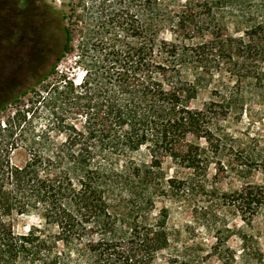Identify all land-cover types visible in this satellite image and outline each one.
<instances>
[{"label":"trees","instance_id":"1","mask_svg":"<svg viewBox=\"0 0 264 264\" xmlns=\"http://www.w3.org/2000/svg\"><path fill=\"white\" fill-rule=\"evenodd\" d=\"M223 1L71 0L61 58L76 52L84 76L61 78L32 109L0 118V264H264L220 238L176 243L168 210L156 212L155 198L185 185L164 176V160L196 175L210 159L189 138L224 142L215 127L231 112L229 88L213 91L221 103L194 109L199 89L222 72L264 81V11L237 37L217 17ZM38 104L53 120L29 135ZM237 198L264 208L251 189ZM28 215L44 228L16 233L12 218Z\"/></svg>","mask_w":264,"mask_h":264},{"label":"rangeland","instance_id":"2","mask_svg":"<svg viewBox=\"0 0 264 264\" xmlns=\"http://www.w3.org/2000/svg\"><path fill=\"white\" fill-rule=\"evenodd\" d=\"M70 2L0 0L2 121L13 119L21 109H32L28 103L35 94L47 97V88L61 78L80 82L84 76L76 52L61 58L64 36L59 29L63 17L71 15ZM263 11L264 0H224L216 12L230 33L239 37ZM70 24L68 21L67 25ZM164 38L170 40L171 36L165 34ZM79 39L76 35V40ZM53 67L55 71L51 72ZM215 75L213 83L199 89L192 107L201 109L211 101H220V98L213 97V91L222 90L223 85L229 88L231 112L215 127L216 136L224 142L210 147L204 140L189 138L210 159L207 168L196 175L170 159L164 160V176L185 181V185L180 192L155 198L156 212L163 208L168 210V226L176 243L212 245L220 238L238 254L247 250L250 257L260 254L264 259V208L254 213L240 199L236 202L237 195L242 196L250 189L264 199V81L252 79L257 75L248 76L243 71L234 72V76L225 72ZM189 78L194 80L191 74ZM26 92L28 94L24 96ZM37 106L40 109H34L28 118V123L32 124L25 126V129L29 128V135L53 120L50 108L41 104ZM27 159L22 149L13 155L16 164ZM142 159L146 161L147 157L144 155ZM128 199L124 197V201ZM12 224L18 234H27L33 227L44 228L34 215L14 216ZM56 231L50 229V233Z\"/></svg>","mask_w":264,"mask_h":264},{"label":"flooded vegetation","instance_id":"3","mask_svg":"<svg viewBox=\"0 0 264 264\" xmlns=\"http://www.w3.org/2000/svg\"><path fill=\"white\" fill-rule=\"evenodd\" d=\"M37 25H39V23H36Z\"/></svg>","mask_w":264,"mask_h":264}]
</instances>
